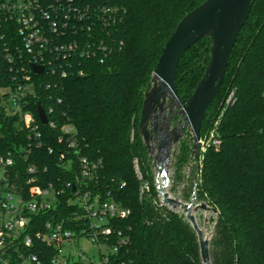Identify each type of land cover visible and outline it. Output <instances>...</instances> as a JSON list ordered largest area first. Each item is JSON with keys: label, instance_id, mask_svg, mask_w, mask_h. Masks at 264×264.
Returning <instances> with one entry per match:
<instances>
[{"label": "trees", "instance_id": "16d2710c", "mask_svg": "<svg viewBox=\"0 0 264 264\" xmlns=\"http://www.w3.org/2000/svg\"><path fill=\"white\" fill-rule=\"evenodd\" d=\"M205 1L76 0L86 16L78 34L71 35L79 45L64 64L66 77L47 73L35 77V93L15 115L0 107V157L14 158L13 181L25 187L34 176L43 188L52 185L63 191L52 212L38 215L39 227L49 220H66L80 236L82 229L85 235L91 233L84 211L72 204L79 166L69 148L71 139L80 156L100 163L97 182L89 189L130 210L127 219L114 222L116 233L121 231L127 243L110 255L111 264H203L197 235L185 216L161 205L139 122L145 91L166 42L180 21ZM202 43L206 46L201 50ZM209 51L210 41L204 39L181 60L176 78L181 99L190 98L202 79ZM14 73L0 54V89L14 85ZM231 93L232 102L219 126L222 144L201 160L197 201L219 212L210 247L212 264H264V0L255 1L238 37L201 135L211 128ZM38 104L47 114L46 125L40 123ZM27 111L41 132L40 147L29 151L30 131L21 119ZM65 127L72 132L66 134ZM63 153L73 162L71 170L63 166ZM30 167H35L34 175L28 172ZM144 184L149 189L142 193ZM191 193L192 188L184 195ZM75 216H83L80 226L74 223ZM109 245H119L116 235ZM40 250L44 262L50 263L54 250L42 245Z\"/></svg>", "mask_w": 264, "mask_h": 264}, {"label": "built area", "instance_id": "2783aa9c", "mask_svg": "<svg viewBox=\"0 0 264 264\" xmlns=\"http://www.w3.org/2000/svg\"><path fill=\"white\" fill-rule=\"evenodd\" d=\"M107 12H112V9H107ZM85 16L86 10L76 0H0V54L4 55L15 71L14 85L0 89V107L9 115L21 112L25 99L35 93V77L46 73L66 77L64 64L75 54L79 45L76 40H71V35L75 36L81 30ZM33 65L43 67L44 72L36 74ZM47 88H50L49 84ZM233 95H228L211 128L201 135L200 157L203 158L209 149L220 148L222 140L219 126ZM21 119L30 131L27 150L33 146L40 147L41 132L35 116L27 111L21 114ZM64 131L70 134L72 128L65 127ZM69 148L78 159L79 166L72 204L84 211L83 216L90 221L91 233L85 235L87 231L82 229L80 236L77 231L68 228L66 220H49L39 227L36 222L38 215L52 212L63 191H55L52 185L43 188L34 176L26 181L25 187L18 185L12 176L14 158L0 157V264H46L41 257V245L54 250V257L48 264L85 261L87 264H111L110 255L118 253L120 246L127 243L121 231L116 233L114 222L127 219L130 210L113 200H103L100 193L89 189L90 184L97 182L100 163L80 156L75 140L70 139ZM61 159L66 160L67 155L63 153ZM134 163L138 178L142 180L138 161ZM63 166L71 170L73 162L66 160ZM28 172L34 175L35 167H30ZM148 189V184H144L141 192ZM83 216H75L76 226L81 225ZM115 235L119 245L111 247L109 242ZM82 238L96 244L100 250L102 247L107 248L104 254L100 251L99 263L82 255L78 261H74L66 253L72 243Z\"/></svg>", "mask_w": 264, "mask_h": 264}, {"label": "water", "instance_id": "95a60500", "mask_svg": "<svg viewBox=\"0 0 264 264\" xmlns=\"http://www.w3.org/2000/svg\"><path fill=\"white\" fill-rule=\"evenodd\" d=\"M256 0H206L188 13L178 24L166 42L153 71L151 82L144 94L139 122V134L148 154L154 159L156 187L160 202L169 209L182 212L197 235L203 264H212L211 241L217 227L215 222L211 235H205L199 226L197 213H214L218 210L206 203L187 204L170 193L172 184L170 166L181 140L192 136V159L201 173L200 140L207 112L220 93L233 50ZM209 39V62L202 79L192 96L183 101L176 82L181 60L187 51L199 41ZM36 74L44 68L33 65ZM168 110V115H167ZM181 117L172 128L174 116ZM38 116L42 124L49 120L45 110L38 104ZM196 194V192H194ZM197 200L193 198V201ZM208 220L205 219V227Z\"/></svg>", "mask_w": 264, "mask_h": 264}, {"label": "rangeland", "instance_id": "374dc122", "mask_svg": "<svg viewBox=\"0 0 264 264\" xmlns=\"http://www.w3.org/2000/svg\"><path fill=\"white\" fill-rule=\"evenodd\" d=\"M202 46H206V43H202L199 45L201 50L203 49ZM198 47V48H199ZM204 52V51H203ZM185 70V69H183ZM184 71H182L183 73ZM192 136L187 134L177 146V149L174 153L173 160L170 166V173H171V180L172 184L170 187V193L175 198H180L183 202L190 204L194 202V204L201 203L200 201H193V198L197 199V185H198V169L197 164L194 159H192ZM182 155V157H181ZM202 160V156H201ZM152 169L155 174V165L154 159L151 157ZM174 181V182H173ZM155 184L156 177H155ZM190 188H192V193L189 197L185 196V192H189ZM196 192V194H194ZM183 214L182 212H179ZM184 215V214H183ZM185 216V215H184ZM216 215L214 213L205 214L203 212L197 213V221L199 226L204 230L205 235H211L215 221ZM205 219L208 220L207 226L205 227ZM100 251L101 253H106L107 248L102 247L100 248L90 242L86 238H82L81 240H76L75 243L66 249V253L70 254L74 261L79 260V256H86L92 262L99 263L100 261ZM88 262L85 261L84 264Z\"/></svg>", "mask_w": 264, "mask_h": 264}, {"label": "flooded vegetation", "instance_id": "af4514ba", "mask_svg": "<svg viewBox=\"0 0 264 264\" xmlns=\"http://www.w3.org/2000/svg\"><path fill=\"white\" fill-rule=\"evenodd\" d=\"M183 101H185L186 99H182ZM167 115H168V110H167ZM181 120V117L178 116L177 114H175L174 116V120L173 122L171 123L172 124V128L176 127L178 125V122Z\"/></svg>", "mask_w": 264, "mask_h": 264}]
</instances>
